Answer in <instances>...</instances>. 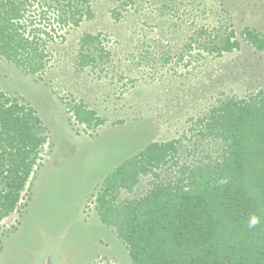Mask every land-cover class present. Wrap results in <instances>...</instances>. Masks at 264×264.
Masks as SVG:
<instances>
[{"label":"rangeland","instance_id":"374dc122","mask_svg":"<svg viewBox=\"0 0 264 264\" xmlns=\"http://www.w3.org/2000/svg\"><path fill=\"white\" fill-rule=\"evenodd\" d=\"M55 1L32 0L25 15L52 34L42 70L0 55V89L30 105L49 134L20 202L0 220V264H132L95 211L103 181L149 143L179 140L176 163L152 165L130 191L106 194L114 204L137 200L177 178L183 161L218 148L199 120L225 100L264 92V50L243 36L264 34V0H90L89 17L59 27ZM230 30L238 48L207 53L203 45ZM86 35L97 37L83 48L94 59L81 66ZM78 103L104 123L78 125L69 109Z\"/></svg>","mask_w":264,"mask_h":264},{"label":"trees","instance_id":"16d2710c","mask_svg":"<svg viewBox=\"0 0 264 264\" xmlns=\"http://www.w3.org/2000/svg\"><path fill=\"white\" fill-rule=\"evenodd\" d=\"M89 2L56 0L49 8L58 10V27L78 25L90 16ZM33 5L32 0H0V55L37 73L45 67L52 34L34 27L32 16L25 18ZM232 36L230 30L220 42L203 48L217 55L232 51L239 46ZM243 36L264 50V34L246 30ZM96 38L81 39L79 65L94 59L83 48ZM70 107L79 123H104L82 103ZM211 112L199 120V133L215 140L218 148L183 161L173 181L153 185L137 200L114 204L106 197L117 188L130 191L152 165L176 163L179 140L151 142L105 177L95 210L102 223L115 228L132 264H264V92L248 100H225ZM48 140L34 109L0 89V220L16 209Z\"/></svg>","mask_w":264,"mask_h":264},{"label":"crops","instance_id":"0c3cea01","mask_svg":"<svg viewBox=\"0 0 264 264\" xmlns=\"http://www.w3.org/2000/svg\"><path fill=\"white\" fill-rule=\"evenodd\" d=\"M82 171H83V170H82ZM68 180L70 181V179H69V178H68ZM84 185H85V184H84ZM86 202H87V201H85V202H84V201H82V202H81V204H82V205H83V204L85 205V204H86ZM84 205H83V206H81V207H82V208H84ZM18 222H20V220H19ZM19 224H20V223H19ZM19 224H18V225H19ZM18 225H16V226H15V228H13L12 232H13V231H14V230H15V229L18 227ZM1 243H2V240H1V242H0V254H1L2 250H3V249H2L3 247H2V244H1ZM45 264H46V261H45Z\"/></svg>","mask_w":264,"mask_h":264},{"label":"clouds","instance_id":"9594fccd","mask_svg":"<svg viewBox=\"0 0 264 264\" xmlns=\"http://www.w3.org/2000/svg\"><path fill=\"white\" fill-rule=\"evenodd\" d=\"M72 114H73V112H71ZM74 115V114H73ZM73 119L74 120H76V117H75V115L73 116ZM76 122H77V124L79 125V124H83V125H87V124H85V123H79L77 120H76ZM100 125H102V124H100ZM87 126H89V125H87ZM87 203H90V202H87ZM89 205V204H88ZM96 211V210H95ZM257 223V221L256 220H253L252 221V224L254 225V224H256ZM117 236V235H116ZM119 238V237H118Z\"/></svg>","mask_w":264,"mask_h":264}]
</instances>
